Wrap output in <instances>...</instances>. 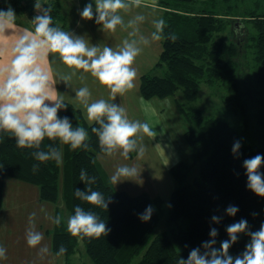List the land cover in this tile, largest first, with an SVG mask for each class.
<instances>
[{
  "label": "trees",
  "instance_id": "16d2710c",
  "mask_svg": "<svg viewBox=\"0 0 264 264\" xmlns=\"http://www.w3.org/2000/svg\"><path fill=\"white\" fill-rule=\"evenodd\" d=\"M36 0H5L0 10L13 9L16 15L36 12ZM48 1V2H47ZM42 2L51 8L55 26L68 31L61 0ZM166 21L164 35L174 33L175 42L162 39L163 49L157 67L164 66L163 75L146 73L141 77L140 90L146 100L166 99L182 91L184 100L178 102L189 128L185 137L191 148V159L180 161L172 167L178 187L166 204L147 192L130 195L118 191L98 160L103 154L97 137L91 132L96 126L88 123L83 111L69 101L58 116L68 117L73 127H84L89 133L88 150H71L45 139L42 148L51 144L63 152V161L40 163L31 155V149H20L15 138L0 134V210L4 204L6 178H15L38 186L40 199L56 205V215L63 217L59 226L48 230L52 238V251L57 254L63 245L66 264H75L72 257L78 252L79 238L67 231V220L60 211L63 203L70 215L77 205L91 210L106 222L110 232L99 239H83L85 254L90 264H178L179 258L187 260L192 249L205 251L202 245L212 240L211 229L217 230L214 248L229 240L227 227L246 220L248 230L238 234L229 254L240 256L250 243L248 232H256L264 224V197L247 187L243 162L256 155L264 156V0H160ZM249 30L246 41L238 39L235 25ZM226 35H232L228 38ZM247 48L253 52L254 64H248ZM243 61L252 68L247 71ZM248 72V73H247ZM252 74H251V73ZM206 84L213 94H222L231 118L225 119L205 112L196 102ZM231 114V113H230ZM230 119V120H229ZM235 123H232V121ZM241 147L233 153V145ZM135 152L129 157H133ZM95 161V163H93ZM39 163L37 171L33 165ZM199 165V181L188 183V177ZM96 178L91 185L105 199H111L108 209H100L80 201L75 189L86 190L80 181L81 170ZM259 171L264 174V165ZM154 209L151 219L142 221L139 215L147 206ZM238 208L234 216L227 208ZM218 218V222L212 217ZM165 217L169 228L152 236L160 220Z\"/></svg>",
  "mask_w": 264,
  "mask_h": 264
},
{
  "label": "clouds",
  "instance_id": "9594fccd",
  "mask_svg": "<svg viewBox=\"0 0 264 264\" xmlns=\"http://www.w3.org/2000/svg\"><path fill=\"white\" fill-rule=\"evenodd\" d=\"M142 5L143 0H95V10L92 3H88L80 15L85 20H92L95 12V22L102 26L103 31L115 32L119 26L132 29L130 35L136 36L139 24L144 22L145 17L136 15L125 23L121 13H127L131 8H140ZM35 9L40 14L32 20L34 30H25L19 35L12 47L13 56L9 65L0 67V134L15 138L16 146L20 149L33 150L31 155L36 161H55L59 165L63 161L62 150L51 144L47 145L45 150L42 148L45 139L58 141L61 145L69 146L71 150H88L90 137L84 127H73L68 117L58 116V112L65 109L67 104L56 91L51 72L45 66L49 54H57L59 61L72 70L71 75L62 76L61 81L68 84L72 76L82 70V73L90 74L100 85L107 88L111 99L115 100L118 94L123 95L135 86L137 71L133 65L142 51L140 45H148L151 41L165 38L175 42L177 36L172 33L165 37L166 21L159 18L152 21L155 30L151 33V41L148 37L140 36L139 39H125L117 49L109 46L101 48L99 45H91L82 36L55 26L50 14L51 8H44L39 0H36ZM15 19L13 9L0 10V37L15 27ZM3 51L4 49L0 48V55ZM80 79H84L82 74ZM75 98L86 109L88 121L96 125L91 128V132L97 137L99 149L103 154L112 156L119 152L128 159L130 154L135 152L138 158L143 157L145 149L138 145V138L142 135L150 138L156 136V132L147 122L130 120L123 107L105 99L90 102L91 92L86 86L75 90ZM240 147V143L235 142L233 153L238 152ZM262 165L264 156L259 154L243 162L247 187L256 195L264 197V174L259 171ZM38 168L39 163L34 164L33 172ZM136 175V167L123 165L116 169L110 180L117 184ZM79 179L87 187L86 190L75 189L76 198L88 205L107 210L111 202L110 197L105 199L101 192L94 191L91 187L96 183V178L90 177L82 169ZM153 211V207L149 205L139 218L147 222L151 219ZM226 211L228 215L234 216L238 208L229 206ZM35 217V212L30 213L29 228L26 231V242L31 248L40 245L44 238L43 233L35 230ZM47 218L56 226H59L63 219L60 215ZM212 219L218 222L217 217L213 216ZM247 230L246 220L231 224L226 229L230 239L222 241L220 248L216 249L213 245L218 233L213 228L210 231L213 239L202 245L205 251L201 253L199 248L192 249L187 260L179 258L178 264H264V224L258 231L248 232L251 240L240 256L234 258L229 254L238 234ZM67 231L80 240H91L107 236L110 229L98 214L77 205L74 214L67 218ZM48 251L47 246L39 249L40 254H46ZM66 251L62 245L57 255H64ZM6 252L7 250L0 246V260L7 259Z\"/></svg>",
  "mask_w": 264,
  "mask_h": 264
},
{
  "label": "rangeland",
  "instance_id": "374dc122",
  "mask_svg": "<svg viewBox=\"0 0 264 264\" xmlns=\"http://www.w3.org/2000/svg\"><path fill=\"white\" fill-rule=\"evenodd\" d=\"M4 1L0 0V4H3ZM46 1L39 0V3L42 5V2L44 3ZM61 1H63V13L67 18L69 30L74 28L73 34L82 36L91 45H99L101 48L109 46L117 49L122 46V42L125 39H139L140 36L148 37L151 41V33L155 30L152 21L162 18L160 11L159 13L149 11L151 16H147L149 12H146V8H136L131 11L145 17L144 22L139 24L140 27L137 35H130L132 29H126V31L118 35H110L103 31L101 26H95L93 19L85 20L80 15V12L88 3H92L93 9L95 10V2H91V0H82L81 3L78 0ZM35 3L36 1L33 3L34 9ZM38 14L40 13L36 10L32 17L28 13L22 16L18 15L17 17L34 28L32 20ZM132 18H127L125 21L128 22ZM76 23H78L77 26ZM240 25H235L234 35L238 39L242 38L246 41L249 30L244 27L240 28ZM231 36L226 35L227 39L233 38ZM140 47L142 51L136 57L133 65L137 71V76L134 81L135 86L123 95L118 94L115 100L111 99L110 92L107 88L100 85L90 74L82 73V70L77 75L72 76L68 84L61 81L60 78L71 75L72 70L59 61L57 54H52L54 55L52 65L59 94L63 97V100L70 101L76 107L80 108L88 123L92 122L87 119L86 109L75 98V90L85 86L91 92L90 102L105 99L110 103L120 105L126 110V114L130 120L147 122L156 132L155 138H150L146 135L138 138V145L143 146L145 149L144 155L141 158H138L135 153L133 157L125 159L117 152L112 156L100 154L98 155V160L109 177L120 166L128 165L136 167V176L125 179L117 184L113 183L116 190H124L130 195L147 192L150 196L159 197L168 204L172 193L178 187V181L172 174V167L182 160L189 161L191 159V148L185 137L189 125L184 120L178 106V102L183 101L184 96L182 91L179 90L175 96L166 99L152 98L146 100L142 97L140 90L142 75L146 73L163 75L165 68L164 66H156L163 49L162 40L151 41L148 45H140ZM246 53L248 56V64L251 67L254 64L253 52L250 48H247ZM245 62L247 61H243V67L246 66L248 72L252 71V68L249 69ZM81 74L84 76L83 80L80 79ZM205 85L202 84V90L198 95L196 105L205 112L223 116L225 119H228L227 117L231 118L234 111L233 109L228 110V107L223 104L222 94H213V91ZM232 123L234 122L232 121ZM196 181H199V165L194 168L192 174L188 177V183L195 185ZM57 206H59L60 211L67 220L70 214L65 209L63 203H59ZM32 212L36 213L34 221L36 226L35 230L43 233L44 237L41 244L36 248L29 247L26 242V231L29 228L28 218ZM48 216H56V205L40 199L38 186L15 178H6L4 185V204L0 210V246H3L7 250V259L0 260V264H66V258L64 256L57 255L52 251V238L48 230H53L54 224L47 218ZM168 228L166 218L163 217L152 236ZM44 246H47L49 251L46 254H40L39 249ZM138 259L136 258L134 263ZM72 262L75 264H90V260L85 254L82 240H79L78 252L72 257Z\"/></svg>",
  "mask_w": 264,
  "mask_h": 264
},
{
  "label": "crops",
  "instance_id": "0c3cea01",
  "mask_svg": "<svg viewBox=\"0 0 264 264\" xmlns=\"http://www.w3.org/2000/svg\"><path fill=\"white\" fill-rule=\"evenodd\" d=\"M78 1L81 3L82 0H78ZM91 2H95V0H91ZM62 3H63V1H62ZM141 7L142 8H146L147 9L146 12H149V11L153 12L154 11L155 13H159V11H160V13H162V18H163L164 9H163V7L160 6V0H143V5ZM134 9H136V8L135 7L131 8L128 11L129 13L128 12L127 13H125V12L121 13V15H123V17H124V21L127 18H131V17H134L136 15H139V14L131 11V10H134ZM150 12H149V14L147 16H151ZM142 13H145V12H142ZM17 16L18 15H16V19L14 21L15 27L13 29H11V30H8L6 32L5 36L0 37V48L4 49L3 54L0 55V67H6V66L9 65V63H10V61L12 59V56H13V53L11 51L12 47L14 46V44H15L16 40L18 39L19 35L21 33H23L25 30H27V31H33L34 30V28H32L30 26V24L21 21L20 20L21 18H19ZM93 22H94L95 26L98 25L95 22V12H94V17H93ZM125 23H127V22L125 21ZM77 25H78V23H76V26ZM99 26H101V25H99ZM139 27H140V25H139ZM101 28H102V26H101ZM68 31L72 33L74 31V28H72V29H70ZM124 31H126V29L121 28V27L118 26L117 30L115 32H111V31H105V32H107V34H110V35L111 34L118 35V34L123 33ZM53 57H54V55L49 54L48 60L46 61V65L45 66L49 68V70L51 72V75H52V78H53V80L55 82L54 87H55L56 91L58 92V87L56 85L57 84L56 83V77H55V73H54L53 65H52L53 64V61H52ZM46 103H49V102H46Z\"/></svg>",
  "mask_w": 264,
  "mask_h": 264
}]
</instances>
